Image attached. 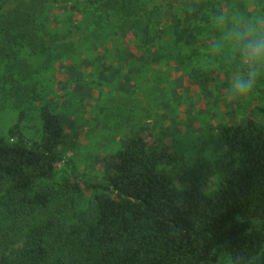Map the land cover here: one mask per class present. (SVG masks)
<instances>
[{
    "label": "trees",
    "instance_id": "obj_1",
    "mask_svg": "<svg viewBox=\"0 0 264 264\" xmlns=\"http://www.w3.org/2000/svg\"><path fill=\"white\" fill-rule=\"evenodd\" d=\"M149 1L0 0V84L36 113L35 136L21 109L0 133V264H264V102L243 120L227 112L217 148L195 159L181 163L178 150L137 134L104 157L99 178L72 169L52 183L70 142L59 96L126 90L136 79L154 91L174 85L177 70L207 85L213 76L193 63L203 37L219 34L211 17L225 8L264 15V0ZM75 33L79 48L67 55L62 43ZM58 59L71 66L61 95L47 87L54 98L45 90ZM104 93L94 96L100 112ZM211 177L217 190L206 193Z\"/></svg>",
    "mask_w": 264,
    "mask_h": 264
},
{
    "label": "rangeland",
    "instance_id": "obj_2",
    "mask_svg": "<svg viewBox=\"0 0 264 264\" xmlns=\"http://www.w3.org/2000/svg\"><path fill=\"white\" fill-rule=\"evenodd\" d=\"M149 2L151 7L168 4V0H150ZM54 10L55 8L49 9L48 14L56 12ZM92 16L89 13H86L84 17L79 14L77 22L82 24L86 20H91ZM78 36L79 34L75 33L68 43H62L68 51L67 55L79 48L76 44L79 40ZM218 36L219 34L214 33L203 37L202 55L193 63V66L213 76V80L207 85L194 83L187 75L183 79L181 70H177L169 76L171 80H175L174 85L167 84L166 81L154 91H150L143 84V79H136L125 87L126 90L119 88L108 93V85L103 84L94 88L89 97L83 96L81 91L76 93L77 90L73 88L69 89L73 92L72 97L69 93L66 94L67 97L59 96L58 109L65 111L69 116L67 132L70 142L62 147L67 163L59 165L56 178L52 183L56 184L71 178L72 169L87 172L99 178L104 171V157L120 149L132 135H144L151 140L159 139L160 146L165 145L178 150L181 163L216 149L215 137L218 133L216 127L222 121H229L227 112L236 110L234 119L243 120L258 104L264 102V79L258 82L249 97L225 99L224 92L228 86L227 75L231 72L232 66L211 57L207 50V42ZM68 64H71L70 60L65 62L62 59L54 63L49 74L51 86L46 84L45 92L48 96L55 98L47 87L50 90L54 88V92L59 95L63 93L62 82L65 83L70 73L71 65ZM78 67L79 65H76L74 68L75 73L80 72ZM87 78L89 80L90 75ZM83 86L88 87L86 84ZM103 91L108 93V95L106 93L102 95V98L106 95L107 102L103 103L108 108L105 112H100L99 107L96 110L98 100L94 96H99ZM156 93L168 96L170 102L159 104L155 99ZM12 94H9L8 90L3 89L0 84V133H7L9 123L14 119L13 115L21 109L28 113V118L25 120L26 133L29 136H35L36 113L30 110L31 106L34 109L33 105L30 103L21 105L19 98ZM215 111L219 112L212 114ZM227 161H231V158ZM163 168L170 172L173 165ZM176 184L179 187L189 186L190 182L180 178ZM201 187L206 193H214L217 190L216 178L206 179L201 183ZM228 261L227 258H223L219 264H230Z\"/></svg>",
    "mask_w": 264,
    "mask_h": 264
},
{
    "label": "clouds",
    "instance_id": "obj_3",
    "mask_svg": "<svg viewBox=\"0 0 264 264\" xmlns=\"http://www.w3.org/2000/svg\"><path fill=\"white\" fill-rule=\"evenodd\" d=\"M211 19L219 36L207 42L208 53L232 66L225 99L247 98L264 79V15L225 8Z\"/></svg>",
    "mask_w": 264,
    "mask_h": 264
}]
</instances>
